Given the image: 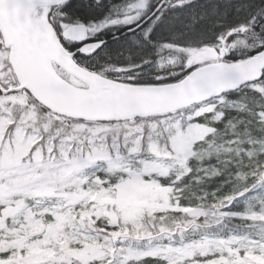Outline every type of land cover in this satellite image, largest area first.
I'll return each mask as SVG.
<instances>
[{"label":"snow or ice","instance_id":"obj_1","mask_svg":"<svg viewBox=\"0 0 264 264\" xmlns=\"http://www.w3.org/2000/svg\"><path fill=\"white\" fill-rule=\"evenodd\" d=\"M0 264H264V0H0Z\"/></svg>","mask_w":264,"mask_h":264}]
</instances>
